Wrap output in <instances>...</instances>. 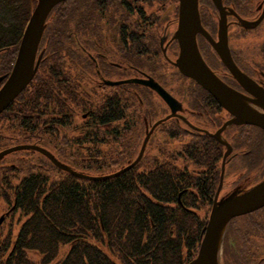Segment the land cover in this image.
<instances>
[{
	"label": "flooded vegetation",
	"instance_id": "1",
	"mask_svg": "<svg viewBox=\"0 0 264 264\" xmlns=\"http://www.w3.org/2000/svg\"><path fill=\"white\" fill-rule=\"evenodd\" d=\"M70 1L75 0L63 2L52 11L48 29L54 27L59 6ZM76 1H79L76 14L85 17L76 26V81L61 76L59 71L54 78L46 75L47 87L52 85V80L60 81V87H53V91L45 87L30 88L27 92L25 89L5 110L11 108L10 118L0 121V154L11 150L0 159V171H14L12 176L6 174L7 179L2 174L5 184L2 183L0 193L7 194L4 197L0 194V218L5 217L0 226V249L6 241L12 239L13 245L17 239L20 227L15 232L7 221H13L16 215L18 187L32 176L25 174L17 180L18 172L21 174L18 163L25 164L33 158L39 161L43 157L42 160L65 172L30 148L47 150L58 160L59 152L49 151L45 144L49 135L61 140L64 133L74 142L76 163H83L82 170L89 173L99 167L96 163L99 159L111 153L124 162L123 169L131 166L125 172L134 171L142 161L152 160L156 163L153 173L160 172L162 166L173 172L178 169L190 179L192 175L207 177L218 173L214 194L208 199L201 198L200 203L196 202L201 209L192 211L207 226L220 187L218 200L236 190H250L264 181V130L251 124H229L234 116L174 65L180 54L176 38L179 0ZM216 1L219 6L214 0H199L202 28L213 42L227 43L236 67L264 94V69H258L249 51L241 47L255 44L254 32L264 24V0ZM82 32L84 36L80 37ZM85 39L90 50L83 45ZM197 43L204 61L225 84L249 99L254 98L235 79L204 35H197ZM165 67L178 71L188 88L175 92L168 85L174 75L164 72ZM134 80H153L165 92H161L162 96L158 89ZM83 81L89 87L85 88ZM107 81L132 83L113 86L106 84ZM21 102L29 103L40 114L38 122L21 119L18 111ZM247 102L249 108L264 113L256 104ZM61 111L69 114L57 115ZM194 145L197 148L201 145L202 152L211 151L208 156L202 153V158L210 160L208 166L194 164L190 156ZM141 154V160L133 165ZM144 169L137 173H144ZM230 176L232 179L228 180ZM191 191L197 193L198 188ZM182 195L178 197V205H182ZM220 264H264V207L229 222Z\"/></svg>",
	"mask_w": 264,
	"mask_h": 264
},
{
	"label": "trees",
	"instance_id": "2",
	"mask_svg": "<svg viewBox=\"0 0 264 264\" xmlns=\"http://www.w3.org/2000/svg\"><path fill=\"white\" fill-rule=\"evenodd\" d=\"M78 2L70 1L66 5L76 7ZM37 3V0H0V77L10 75ZM64 5L59 6L51 30L48 25L52 18L48 20L39 48L43 54L40 68L24 92L30 88L45 87L50 91L59 88L58 80H52V85L47 87L48 74L54 78L59 71L63 77H73L66 62L59 60L65 61L66 57L58 48L70 38L66 33L69 22L60 12ZM73 27L75 33L76 24ZM73 78L76 81V76ZM19 105H22L18 110L22 120H40V114L31 109L29 103ZM10 110L0 116V121L10 118ZM61 113L69 114L61 111L57 115ZM65 144L72 146V153L75 151L74 142L66 133L61 140L49 135L45 145L57 154ZM200 146L194 145L190 156L194 164L208 166L210 160L202 158V153L208 156L211 151L202 152ZM42 158L39 159L41 164L44 163ZM96 163L99 167L91 169L94 173L83 170L81 173L106 176L124 168L121 165L124 162L112 153ZM64 164L73 167L67 162ZM155 166L152 160L142 161L134 171L102 181L84 180L60 170L62 174L58 180L32 174L17 189L15 213H21L18 224L23 223L13 245L10 239L0 249L1 264L190 263L198 255L206 227L200 216L192 211L201 209L196 206L201 198L208 199L214 194L219 174L207 177L191 174L190 179L178 169L168 171L164 166L160 172L153 173ZM142 168H145L144 173H137ZM3 182L1 179L0 188ZM191 187L198 188V192L191 191ZM5 194L7 192L3 191L1 197ZM180 194H183L182 205H178Z\"/></svg>",
	"mask_w": 264,
	"mask_h": 264
},
{
	"label": "water",
	"instance_id": "3",
	"mask_svg": "<svg viewBox=\"0 0 264 264\" xmlns=\"http://www.w3.org/2000/svg\"><path fill=\"white\" fill-rule=\"evenodd\" d=\"M37 1V6L25 28L12 73L8 76V78L7 76L0 77V114L3 113L16 99V97L32 82L38 71L43 56V54H40L38 57V52L48 25V19L52 11L59 4L69 0ZM179 1L180 23L176 38L179 42L180 54L174 65L183 75L193 79L202 88L207 90L222 107L234 116V119L229 124H251L264 130V113L253 110L247 105V101H249L264 110V94L261 93L263 91L255 89L254 83L236 67L229 54L227 43L225 42V44H223L222 42H213L204 31L199 17V0ZM214 1L219 6V2L216 0ZM198 34L204 35L208 41H210L213 48L220 55L224 64L234 75L235 79L240 82L243 88H245L248 92H251L254 97L253 99H249L229 87L212 71L200 53L197 43ZM134 82H139L151 88L158 89L160 93L165 92L153 80H134ZM125 83L132 82H106V84L113 86ZM161 94L163 96V93ZM166 98H168L166 99L167 102L171 103L169 97ZM227 125H225V127ZM30 148L38 150L40 153L48 157L52 163L61 170L84 180L102 181L111 179L124 173L131 167L130 166L120 172L108 176H91L76 172L66 164L58 161L47 150L36 147ZM10 151L0 154V159ZM141 158L142 154L137 158L133 165L137 164ZM220 190L221 187L218 189L216 201L213 205L208 224L204 229L198 255L188 264H220L222 242L229 222L233 218L250 214L264 207V181L250 190H236L228 194L226 197L218 200ZM4 219V216L0 218V226L4 222Z\"/></svg>",
	"mask_w": 264,
	"mask_h": 264
},
{
	"label": "rangeland",
	"instance_id": "4",
	"mask_svg": "<svg viewBox=\"0 0 264 264\" xmlns=\"http://www.w3.org/2000/svg\"><path fill=\"white\" fill-rule=\"evenodd\" d=\"M69 7L70 6L65 4L63 6L61 12H62V18L66 19V21L69 22L68 26L70 28L68 30H66V33H69L70 38L61 45L62 47L59 46L58 50L61 52L63 57H66L65 61H64L63 58L59 59V60L60 61L63 60L62 62H66V65L68 66V69L71 70V75L74 77V76H76V69H77L76 68V66H77L76 65V52L78 51V47L76 45V31L74 33L73 25L76 24V26H77V23L80 22L81 20H84L85 17L84 16H78L76 14V8H78L77 5H76V7H73V6H71L70 8ZM99 24H103V23L99 22ZM78 32H81V30L78 31ZM82 36H84L83 32L80 33V37H82ZM254 36H255V44L251 43V44H248V45H245V46H241V47L249 51V56L256 61V67L258 69L259 68L260 69H264V43H263V41H264V24L256 32H254ZM83 45L86 47V49H88V50L91 49L90 45L88 44V40L87 39L84 40ZM16 55H18V54H16ZM82 62H84V61H82ZM13 67H14V65L12 66V70H13ZM164 72L169 73V75H172V74L174 75V78H171L169 80L168 85L170 87H172L175 90V92H180L183 87H184V89L188 88L187 84L182 81L183 79L181 78V76L178 73V71L165 67L164 68ZM11 73H12V71H11ZM83 83L85 84L84 87L88 86V85H86L87 84L86 81H83ZM129 88L131 89V88H137V87L129 86ZM71 148H72V146H69L68 144H65L64 148L61 150V152H59L60 158L58 157V160H60L61 162H63V161L67 162L71 166H73L74 168H76V166H77L76 170H78V171L81 170L82 171V169H83L82 167H84L83 163H81V162H80V164L78 162L76 163V150L72 153ZM49 162L48 161H44V163L42 165L43 166V168H42L43 170L38 169L39 166L36 165V163H41V160L37 161V160H35V158H33L32 160H30L28 163H25V164L24 163H18L20 165V167H21V169H20L21 174L18 172V174L16 176L17 180H21L25 174H38V173L42 174V176H45V177H47V178H49L51 180L52 179L53 180H58L59 178H61V174L62 173L57 168H54L53 165L51 164V162L50 163ZM3 172H4L5 178L7 179L6 174L12 176L11 172H14V171H8L6 169H4V171L1 170L0 171V183H1V179H3V176H2ZM227 179L231 180L232 177L231 176L227 177ZM3 184H5V182H3ZM0 186H1V184H0ZM20 216H21V213L19 212V213H17L15 215L13 221H11V220L7 221L8 227H10V223H12L11 227L13 228V231H15V232L20 227V225L17 224V219ZM5 228H6V226H5ZM5 228L2 227L3 233H4V229ZM5 257L6 256H4V258ZM1 259H2V256L0 257V264L2 263Z\"/></svg>",
	"mask_w": 264,
	"mask_h": 264
}]
</instances>
